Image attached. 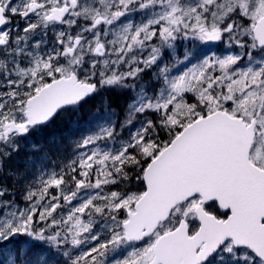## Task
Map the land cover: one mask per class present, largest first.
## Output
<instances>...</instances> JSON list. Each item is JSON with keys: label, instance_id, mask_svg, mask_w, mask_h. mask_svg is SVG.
I'll return each instance as SVG.
<instances>
[{"label": "snow or ice", "instance_id": "obj_1", "mask_svg": "<svg viewBox=\"0 0 264 264\" xmlns=\"http://www.w3.org/2000/svg\"><path fill=\"white\" fill-rule=\"evenodd\" d=\"M0 264H264V0H0Z\"/></svg>", "mask_w": 264, "mask_h": 264}, {"label": "trees", "instance_id": "obj_2", "mask_svg": "<svg viewBox=\"0 0 264 264\" xmlns=\"http://www.w3.org/2000/svg\"><path fill=\"white\" fill-rule=\"evenodd\" d=\"M99 98L96 100V101H94L93 102V104H95V105H98L99 104ZM118 103H120V104H123V100H120V101H118ZM93 105L92 104H90V105H88V106H86L85 107V109H84V115H85V117L87 118V113H88V109L90 108V107H92ZM67 128H68V126L66 125V123L65 122H63V121H58L57 123H55V124H53L52 126H51V128H50V137H52V136H56V137H59V134H60V130H64L65 131V136H68L69 135V133H68V130H67ZM75 132V131H74ZM67 155H70V149H69V152L67 153ZM66 156V155H65ZM67 157V156H66ZM55 160H62L63 159V155H61L60 157H58V158H54Z\"/></svg>", "mask_w": 264, "mask_h": 264}, {"label": "flooded vegetation", "instance_id": "obj_3", "mask_svg": "<svg viewBox=\"0 0 264 264\" xmlns=\"http://www.w3.org/2000/svg\"><path fill=\"white\" fill-rule=\"evenodd\" d=\"M51 126L47 130H45L43 133L37 134V135H33L30 139H28L26 141V144L27 145H31L33 143H43V142H45L47 139L50 138V131H51L50 128H51ZM61 136H65V131L64 130H60L59 137H61ZM29 152H30V149H28L26 147L22 148V155L23 156H27L29 154ZM64 157H65V155H63V158ZM61 161L62 160L58 161V165L61 164ZM49 164H50V162H49Z\"/></svg>", "mask_w": 264, "mask_h": 264}, {"label": "rangeland", "instance_id": "obj_4", "mask_svg": "<svg viewBox=\"0 0 264 264\" xmlns=\"http://www.w3.org/2000/svg\"><path fill=\"white\" fill-rule=\"evenodd\" d=\"M221 47H222V46H221ZM209 49H211V51H218L216 45H214V44H210V45H208L206 48H204V51H205V52H208ZM73 131H75V129H73ZM80 134H83V133H78V135H80ZM70 155H71V149H70ZM66 159H67V157L65 156V157L62 159L60 165H58V161L55 160L54 158H53L51 161H48V162H47V167L44 169L45 172H49V171H52V170H57V171H58L59 168L63 166V163L65 162ZM49 162H50V164H49ZM37 167H39V166H37Z\"/></svg>", "mask_w": 264, "mask_h": 264}]
</instances>
